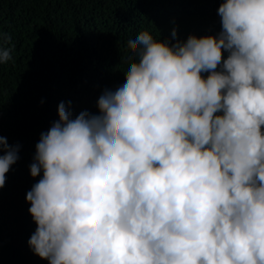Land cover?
<instances>
[{"label":"clouds","instance_id":"clouds-1","mask_svg":"<svg viewBox=\"0 0 264 264\" xmlns=\"http://www.w3.org/2000/svg\"><path fill=\"white\" fill-rule=\"evenodd\" d=\"M217 14L215 37L129 40L139 59L98 115L58 106L29 169L43 171L26 194L39 258L264 264V0H223ZM18 151L0 135V189Z\"/></svg>","mask_w":264,"mask_h":264},{"label":"trees","instance_id":"trees-1","mask_svg":"<svg viewBox=\"0 0 264 264\" xmlns=\"http://www.w3.org/2000/svg\"><path fill=\"white\" fill-rule=\"evenodd\" d=\"M221 2L0 0V30L11 37L3 46L12 49V59L0 65V135L19 146L0 189V264H48L28 245L37 225L26 194L43 177V171L31 177L29 169L41 134L59 119L58 106L72 119L98 115L100 96L121 87L130 62L139 59L129 40L143 31L169 44L215 37L222 30ZM228 55L222 52V60Z\"/></svg>","mask_w":264,"mask_h":264}]
</instances>
